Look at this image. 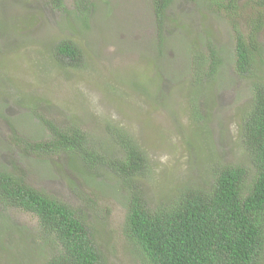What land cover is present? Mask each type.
Returning <instances> with one entry per match:
<instances>
[{"label":"rangeland","instance_id":"374dc122","mask_svg":"<svg viewBox=\"0 0 264 264\" xmlns=\"http://www.w3.org/2000/svg\"><path fill=\"white\" fill-rule=\"evenodd\" d=\"M88 1L96 9L85 27L47 0H0V168H23L37 190L80 211L97 230L106 264H141L124 233V190L108 159L97 165L93 185L79 171V159L75 164L63 154L56 165L39 162L14 146V134L46 141V120L59 129L78 127L106 147L115 144L107 126L121 129L148 157L150 175L140 179L144 198L152 207L163 203L178 188L202 185L205 168L216 160L246 161L240 119L253 85L264 82V25L257 36L261 61L246 78L235 70L236 21L213 0H173L163 25L153 0ZM260 1L235 0L238 30L245 36L252 30V9L264 14ZM75 6L66 0L69 12ZM63 40L81 48L80 64L54 56V45ZM210 45L221 65L213 78L196 83L198 57L208 60ZM38 230L36 217L0 206V245L13 251L0 249V264L12 255L9 264H43Z\"/></svg>","mask_w":264,"mask_h":264},{"label":"trees","instance_id":"16d2710c","mask_svg":"<svg viewBox=\"0 0 264 264\" xmlns=\"http://www.w3.org/2000/svg\"><path fill=\"white\" fill-rule=\"evenodd\" d=\"M47 1L53 10L67 13L68 20H79L85 27H88L96 9L95 4L88 0H75L76 6L71 12L66 7V0ZM172 1L153 0L159 24L163 25L164 11ZM213 2L236 21L233 26L237 74L246 78L256 74V60L261 61L262 57L257 36L264 25V14L255 7L252 9L253 14L247 23L252 30L245 36L238 30L235 0ZM258 3L264 6V0ZM52 52L54 56L67 60L70 66L80 64L83 57L81 48L69 40L55 44ZM209 56L206 60L196 55L200 72L194 79L196 83L213 78L221 65L218 52L212 45L209 46ZM205 63L208 66L203 72L202 65ZM44 121L50 132L48 140L19 139L18 131L14 134V146L21 147L25 156H33L39 162L56 165V159L63 154L69 155L75 164H78L75 160L79 159V171L88 175L86 180L93 185L92 174L97 165L105 166V159H108V166L118 175L124 190V233L141 264H264L262 79L253 85L250 105L240 119L239 144L245 152L246 161L229 165L218 159L210 165V171L205 168L207 175L202 185L178 188L172 197L153 207L144 198L140 184L141 178L150 175L148 157L123 130L108 125L107 137H111L115 144L102 147L78 127L64 130ZM12 128L15 133V128ZM31 138L36 139L32 135ZM116 152L121 157L111 158L117 155ZM24 171L23 168L12 171L0 168V206L4 210L18 209L37 218L36 247L41 249L39 255L43 257V264H106L96 228L86 222L77 209L28 183ZM18 233L25 235L21 230ZM46 247L50 249L47 255ZM0 249L13 254L8 247L1 248L0 245ZM13 262L14 255L7 260V264Z\"/></svg>","mask_w":264,"mask_h":264}]
</instances>
